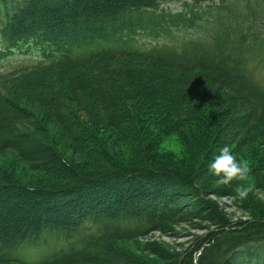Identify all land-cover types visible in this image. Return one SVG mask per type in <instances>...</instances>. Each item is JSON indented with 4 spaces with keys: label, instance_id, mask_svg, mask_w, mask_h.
<instances>
[{
    "label": "trees",
    "instance_id": "16d2710c",
    "mask_svg": "<svg viewBox=\"0 0 264 264\" xmlns=\"http://www.w3.org/2000/svg\"><path fill=\"white\" fill-rule=\"evenodd\" d=\"M3 62L1 73L18 76L17 98L46 109L68 137L80 126L77 109L132 144L145 132L148 143L142 165L119 166L84 126L76 142L108 167L68 165L42 140L50 134L36 112L0 91V155L14 151L55 179L28 184L0 169V264H148L113 241L157 230L181 201L213 229L171 264H264V218L228 222L206 198L214 159L186 173L158 166L151 149L190 119L204 134L217 129L216 156L264 144V0H0ZM203 110L218 113L214 122ZM45 231L67 246L30 263L8 255Z\"/></svg>",
    "mask_w": 264,
    "mask_h": 264
},
{
    "label": "rangeland",
    "instance_id": "374dc122",
    "mask_svg": "<svg viewBox=\"0 0 264 264\" xmlns=\"http://www.w3.org/2000/svg\"><path fill=\"white\" fill-rule=\"evenodd\" d=\"M184 3L183 1L171 3L162 1L161 6L169 10L179 11L185 8ZM189 4L192 6L191 2ZM206 26L208 27L209 25ZM161 38L164 41L179 39V37L174 39L172 35L166 33ZM17 77L7 72L1 73L0 91L13 97L15 100H19L36 112V116L42 120L43 126L50 134L48 137L43 135L41 137L42 140L52 142L54 148L59 152L58 154L61 156V159L66 161L68 165H74L77 168L85 166L93 169L108 167L107 162L100 159L98 157L99 155H96L93 151L90 152L88 148L86 150V148L76 142L77 137L82 135V128L84 126L89 127L92 131H96L102 144L101 148L107 150L110 154L109 157H112L114 160V164L119 166H125L127 164L142 165L140 162V147L148 143L145 132H142L144 140H142V137H138L136 138V144H132L133 141L124 138V136L112 131L105 125L103 128L101 126L99 127L97 119L92 118L90 122V119L86 115H81L77 109H74L75 116L79 120L77 123L81 127L76 126L73 135L68 137L54 120L46 116V109L35 103L33 104L25 97L17 98L15 91V86L17 85L15 80H17ZM238 103L237 101H233L230 103V106L236 108V106L238 107ZM202 113L207 118H211V114H214L215 117L218 116L217 112L210 110H203ZM211 119L213 120V117ZM197 125L195 121L190 119L189 123L184 125L179 131L165 134L158 143L152 145L151 149L155 154L154 159L156 164L158 166L167 164L170 167L190 173L194 169L198 170L201 168L207 157H210L211 161L215 159L216 155H214V152L217 151L218 148L216 147L220 143L217 141L219 137L217 129L211 124L203 128L204 131H207L204 134L202 128H198ZM211 141L214 147L208 146V143H211ZM221 149L222 147H220V151ZM231 151H233V155L238 160H244L249 165V192L247 198L241 200L237 196L235 181L230 184H224L216 175L207 186L209 188L206 198L214 201L218 205L219 210L228 222L236 223L238 221L245 222L257 218H264V144L258 142L242 147L237 146V143H235ZM0 169L9 171L8 173H10L13 180H19L28 184H44L55 180L51 176L42 173L38 168H34L33 165H30L26 160H23L17 153L11 150L0 155ZM208 173L206 172L205 175H210L213 172L209 170ZM146 202L151 205L149 203L150 201ZM179 206L182 208V211H180L178 216L169 221L158 223L159 228L157 230L150 231L139 237L114 240V246L121 249V251L134 254L137 258L148 264H171L178 257L183 258L187 250L193 249L198 238L213 229V225L202 218L201 215H198L200 214L199 209L193 215L191 209L183 208L184 204H182V201L179 203ZM58 242L63 247L67 246V241L65 240L54 237L53 239H48L46 243L45 239L41 237L38 241V246H31L24 243L18 249L14 250L11 255L21 260L33 261L42 259L48 256L52 249L59 248ZM29 248L35 252L29 250ZM76 264L94 263L78 261Z\"/></svg>",
    "mask_w": 264,
    "mask_h": 264
},
{
    "label": "clouds",
    "instance_id": "9594fccd",
    "mask_svg": "<svg viewBox=\"0 0 264 264\" xmlns=\"http://www.w3.org/2000/svg\"><path fill=\"white\" fill-rule=\"evenodd\" d=\"M214 175L224 184L236 182V194L243 200L249 192V165L244 160H238L228 146L221 149L219 155L209 165Z\"/></svg>",
    "mask_w": 264,
    "mask_h": 264
}]
</instances>
